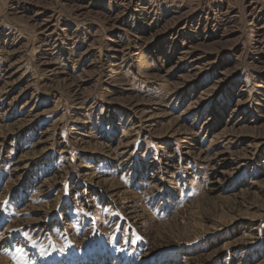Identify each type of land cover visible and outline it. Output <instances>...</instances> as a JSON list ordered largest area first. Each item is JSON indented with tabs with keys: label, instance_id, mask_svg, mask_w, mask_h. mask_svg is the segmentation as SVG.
<instances>
[{
	"label": "rangeland",
	"instance_id": "374dc122",
	"mask_svg": "<svg viewBox=\"0 0 264 264\" xmlns=\"http://www.w3.org/2000/svg\"><path fill=\"white\" fill-rule=\"evenodd\" d=\"M0 264H264V0H0Z\"/></svg>",
	"mask_w": 264,
	"mask_h": 264
},
{
	"label": "bare ground",
	"instance_id": "6f19581e",
	"mask_svg": "<svg viewBox=\"0 0 264 264\" xmlns=\"http://www.w3.org/2000/svg\"><path fill=\"white\" fill-rule=\"evenodd\" d=\"M187 52V51H186ZM184 56V55H183ZM193 65V64H192ZM196 68V67H195Z\"/></svg>",
	"mask_w": 264,
	"mask_h": 264
}]
</instances>
